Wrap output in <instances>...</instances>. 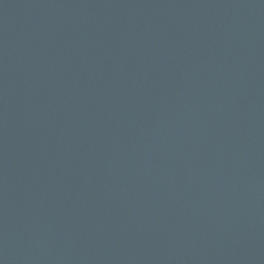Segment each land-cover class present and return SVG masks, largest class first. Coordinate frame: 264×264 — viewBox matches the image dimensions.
<instances>
[{"label": "water", "instance_id": "water-1", "mask_svg": "<svg viewBox=\"0 0 264 264\" xmlns=\"http://www.w3.org/2000/svg\"><path fill=\"white\" fill-rule=\"evenodd\" d=\"M0 264H264V0H0Z\"/></svg>", "mask_w": 264, "mask_h": 264}]
</instances>
